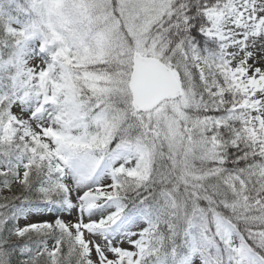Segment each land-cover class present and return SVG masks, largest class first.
<instances>
[{"label":"snow or ice","instance_id":"snow-or-ice-1","mask_svg":"<svg viewBox=\"0 0 264 264\" xmlns=\"http://www.w3.org/2000/svg\"><path fill=\"white\" fill-rule=\"evenodd\" d=\"M0 264H264V0H0Z\"/></svg>","mask_w":264,"mask_h":264}]
</instances>
